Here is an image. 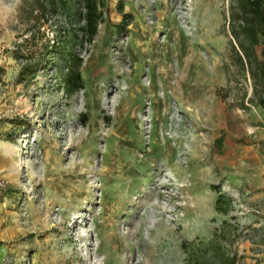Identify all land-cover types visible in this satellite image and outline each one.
Instances as JSON below:
<instances>
[{
    "label": "rangeland",
    "instance_id": "1",
    "mask_svg": "<svg viewBox=\"0 0 264 264\" xmlns=\"http://www.w3.org/2000/svg\"><path fill=\"white\" fill-rule=\"evenodd\" d=\"M42 1L0 0V264H187L211 241L264 264V77L232 49V0H105L93 41L82 0Z\"/></svg>",
    "mask_w": 264,
    "mask_h": 264
},
{
    "label": "trees",
    "instance_id": "2",
    "mask_svg": "<svg viewBox=\"0 0 264 264\" xmlns=\"http://www.w3.org/2000/svg\"><path fill=\"white\" fill-rule=\"evenodd\" d=\"M59 0H43L40 9L46 12H56ZM84 6L83 24L80 25V33L93 41L99 32V26L105 16V0H82ZM123 8V7H122ZM130 13L123 10V21L120 23L124 28ZM230 31L232 49L236 52L241 66L255 65L264 77V0H232L230 6ZM75 36L65 29L60 34V39L53 45L50 56L51 63L59 65L62 70L64 88L71 94L85 87L84 77L81 71L82 59L70 47L71 41L75 42ZM237 43V44H236ZM262 46L263 58L260 59L258 47ZM259 102L264 106V95H259ZM217 191L216 210L229 214L235 198L223 190L221 186H213ZM186 242L183 243L186 246ZM187 252V264H238L239 255L228 247L211 241L207 247H183Z\"/></svg>",
    "mask_w": 264,
    "mask_h": 264
},
{
    "label": "bare ground",
    "instance_id": "3",
    "mask_svg": "<svg viewBox=\"0 0 264 264\" xmlns=\"http://www.w3.org/2000/svg\"><path fill=\"white\" fill-rule=\"evenodd\" d=\"M168 117V116H167ZM163 193L158 189V191H157V196L159 195V196H161ZM161 204V203H160ZM131 233V232H130ZM130 233H128V234H130ZM129 236V235H128ZM130 236H132V234H130Z\"/></svg>",
    "mask_w": 264,
    "mask_h": 264
},
{
    "label": "crops",
    "instance_id": "4",
    "mask_svg": "<svg viewBox=\"0 0 264 264\" xmlns=\"http://www.w3.org/2000/svg\"><path fill=\"white\" fill-rule=\"evenodd\" d=\"M254 264H256V263H254ZM259 264H262V261H260V263Z\"/></svg>",
    "mask_w": 264,
    "mask_h": 264
}]
</instances>
